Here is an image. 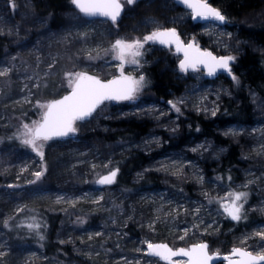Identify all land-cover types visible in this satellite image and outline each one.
<instances>
[{
  "label": "rangeland",
  "instance_id": "rangeland-1",
  "mask_svg": "<svg viewBox=\"0 0 264 264\" xmlns=\"http://www.w3.org/2000/svg\"><path fill=\"white\" fill-rule=\"evenodd\" d=\"M162 6L174 9L170 1ZM224 15L226 24H205L198 30L200 37L212 48L195 38L184 40H195L203 49L218 56L232 55L236 57L235 62L244 55L246 47L264 56V45L240 37L233 29V19ZM188 17H191L190 12L182 10L168 18L183 22ZM62 20L61 26H56L52 17L40 15L35 10L34 0H0V38L3 43L0 70L11 69L6 76H0V252L4 253L0 264H82L78 260H55L43 250L42 241L47 239L50 229L46 217L50 215L59 217L54 240L70 245L74 256L84 264H163L145 254V242L180 246L207 241L212 252L229 253L236 247L254 254L264 251V240L254 235L264 231V97L250 84H243L253 105L250 125H220L214 122L216 115L205 111L206 108L219 110L226 99L235 98L237 80L232 76L237 79V75L234 68L231 73L210 80L201 70L180 72L179 57L176 65L161 62L160 70L172 73L176 88L169 89L166 96H153L146 92H150L148 86H151L147 81V70L161 60V54L166 56L163 50L173 51L148 42L138 58L139 67L124 65L125 75L137 79L140 75L145 77V87L135 100L126 101L123 106L117 102L104 104L91 119L76 123L77 132L69 139L44 143L42 160L20 142L23 125L40 120L44 109L39 105L71 91L67 73L84 72L101 80L121 74L120 62L113 59L109 51L116 41L110 23L89 21L76 8L64 12ZM148 24L151 32L160 29L157 18H150ZM90 55L94 59H89ZM35 80L38 84L33 83ZM180 100L184 103L179 105L181 114H177L168 101ZM185 112L213 122V132L227 144L212 136L198 135L188 137L180 147L171 146L170 138L180 132L181 115ZM122 121L140 122L147 128V133L140 139L118 149V153L141 150L147 156L146 162L132 175V182L154 174L160 188L164 189H159L160 194L146 190L142 197H135L133 204L127 203L128 196L119 200L129 193L119 188L97 189L95 180L98 178H93V172L105 167L116 151L103 135L115 131ZM226 132L237 134L225 135ZM200 145L205 148L192 151ZM231 146L237 149L243 165L236 168L237 179L230 185L217 169L223 166ZM53 153V170L55 168L57 176L50 182L44 178L49 171L48 158ZM36 171L44 174L36 183H30L35 180ZM200 177H203L202 182ZM87 180L93 183L89 184ZM228 191H247L249 194L244 206L245 217L239 222L222 214L223 209L216 202ZM109 194L111 201L106 205ZM101 196L103 200L94 203ZM60 197L63 199L57 203ZM141 200L144 202L140 203ZM115 205H123L125 213L122 212L131 211L130 215L117 212ZM181 206L187 211L181 210L178 214ZM197 207L200 208L199 215L194 214ZM167 213L176 216L168 219ZM84 214H99L98 224H103L98 230H84L88 221ZM81 219L86 221L83 225L78 223ZM207 219L212 220L208 222ZM4 221L8 222L7 227ZM127 221L136 233H122L121 238H116L117 243L113 239L116 243L113 247V236L125 230ZM34 222L41 225L39 234L28 228ZM226 222L228 226L225 227ZM209 224L211 228L207 227ZM11 225L25 242L20 243V237L17 240L10 238ZM185 228L190 229L186 235ZM96 232L102 233L100 242L87 244L89 239L84 236L87 233L94 236ZM181 236L184 238L180 239ZM101 258L104 261H99Z\"/></svg>",
  "mask_w": 264,
  "mask_h": 264
},
{
  "label": "trees",
  "instance_id": "trees-1",
  "mask_svg": "<svg viewBox=\"0 0 264 264\" xmlns=\"http://www.w3.org/2000/svg\"><path fill=\"white\" fill-rule=\"evenodd\" d=\"M121 1L125 7L123 17L115 23L109 22L110 25H112L113 27V38L115 40L123 38H125L127 41H133L135 39L142 40L144 36L149 35L151 33V26L148 24V20L150 18H157V20L160 21V29L175 28L183 39L195 38L199 40L204 46L208 47V43L200 37V34H198V30L203 26V24L195 23L192 20V17L186 18L183 22L169 20L168 17L175 14L176 11L184 10L183 8L175 4L173 0H136L133 5H128L126 0ZM167 1H170L172 3V7H174V9L170 10L169 8H165L162 6V4ZM208 1L213 6L221 10L224 14L229 16L230 19H233V29L237 31L240 37L244 39H252L255 40L257 43L264 45V0ZM34 3L35 10L40 15L52 17L53 21L56 22V26H61V23L63 22L62 16L64 12L75 8V6L71 3V0H34ZM2 45L3 43L0 38V57L3 53L1 48ZM163 51L166 56H163V54H161V60L147 70V81H149L148 83H150L151 86H148L150 88V92L148 90L146 92H148L147 94H153V96H166L169 89L176 88L174 84L176 82H174L173 80L174 77L172 73L162 72L160 68L162 67L161 62H168L170 64L176 65V63L178 62V56H176L174 52H168L166 50ZM233 68L234 72L237 75L236 80L238 81L235 82V98L226 99L224 101L215 116L214 122H217L220 125H250L253 122V105L250 101L247 92L243 88V84H250V86L253 87L260 96L264 97V56L258 53H254L250 50L249 47H246L244 50V55L238 58ZM33 83L38 84L36 80L33 81ZM117 103L123 106L126 104V101ZM181 117L182 120L180 132L176 137L170 138L171 146L180 147L179 145H182L188 137L198 135L212 136L216 139V141L227 144L226 140H224L221 136L213 132L211 128L213 122L203 121L200 117L189 112H185L181 115ZM146 131L147 128L145 126H141L140 122L122 121L118 123L115 131H111L103 135L105 141L112 145L113 148L116 150L114 156H112V159L108 162V164L106 163L107 167L97 168L95 172H93L95 173V176L93 178H98L102 175L107 174L110 170L119 168L117 181L113 186L109 187V189L119 188L123 190L122 192L129 193L126 194V196H122V198L120 197L119 199L120 201L125 200L128 196L126 199L128 204H133V202H135L134 197H140L143 190L155 192L164 190L160 188L161 184L159 183L154 174H149L145 180L142 179L138 182L130 181L132 175L136 173L147 160V157L144 155V152H142L141 150L131 149L123 151L122 153H118L119 147L121 148L123 146L131 144L134 141H137L147 133ZM229 151L230 152H228L227 156L224 158L223 166L217 169V173L226 180H229L228 177H231V179L229 180L230 182L228 183L231 185V183H233L237 179L236 168L243 164L238 159V152L235 147L231 146V149ZM54 153L51 157L49 156L48 158L49 171L44 178L46 179V181L50 182L55 180L54 177L57 176L55 168L53 170V167L55 166ZM111 197L112 196L110 194L106 196V205L109 203V201H111ZM142 202L144 201L141 200L140 203ZM115 207L117 212H124L123 205H115ZM129 213H126L124 215L126 216ZM98 215H83L84 217L86 216V218L88 219L87 223L83 227L85 228L84 230H88L91 228L93 230H98V226L103 224H98L100 219ZM167 215H169L167 217L168 219L173 217V214L170 215L167 213ZM46 218L50 229L47 230V239L42 241V246L45 253H47L53 259L58 261L78 260V262L84 264L83 261L74 256L73 249L70 245H62L54 240L53 234L55 232L59 217L50 215ZM211 220L212 219H207L208 222H210ZM126 225L127 227L125 228V230H119L120 235L113 236V247L117 243L116 238H121V236L123 235L122 233L128 232L129 234L133 235L136 233L134 227L130 225L129 221L126 222ZM226 226H228L227 222L225 224V227ZM117 227L118 229L123 228L122 226ZM158 227L160 229L161 226L158 225ZM9 228V234L11 236L10 238L12 240H17L20 237L19 232H17V229L12 227V225ZM20 233L22 234L23 231H20ZM89 235L92 234L87 233V236L84 237L87 239ZM114 238L116 243L113 240ZM102 239L103 238H101V240ZM28 241H31V239H29ZM19 242L23 243L25 242V239L20 237ZM93 242H100V238H96L94 235L93 239L87 240L86 243L89 244ZM14 253H17V251H14ZM99 261L104 260L103 258H101Z\"/></svg>",
  "mask_w": 264,
  "mask_h": 264
},
{
  "label": "snow or ice",
  "instance_id": "snow-or-ice-1",
  "mask_svg": "<svg viewBox=\"0 0 264 264\" xmlns=\"http://www.w3.org/2000/svg\"><path fill=\"white\" fill-rule=\"evenodd\" d=\"M126 2L128 5H133L136 0H126ZM178 2L190 10V15L194 20L199 19L218 23H225L227 21L226 16L218 8L213 7L208 0H178ZM71 3L80 13L86 16L106 17L113 23L116 22L123 10L120 0H71ZM12 6L14 7V5ZM148 42L168 48L175 46L177 53H183V59L180 60L178 66L179 71L182 73L187 72L189 69L200 71L199 66H204L209 76L216 75L220 70L231 73L230 65L236 59L232 55L217 57L210 51L201 50L195 40L185 43L175 28H158L149 35L144 36L142 40L137 39L127 42L118 39L109 51L113 54L112 58L120 62V76L107 82H102L100 79L89 76L84 72L67 73L68 87L71 89L69 94L64 95L60 99L52 100L49 103L40 104L39 107L44 109L40 120L33 121L32 125H23L20 142L42 160L44 152L41 149L44 143L75 134L77 132L76 122L91 117L106 101L135 100L139 92L145 87V77L140 75L137 79L133 76L125 75L124 65L129 64L139 67L140 60L138 58L142 55L141 50ZM89 59H94V57L90 55ZM49 67H52V65H49ZM10 70V68L5 67L3 70H0V76H6ZM232 79L236 80V77L232 76ZM168 103L177 114H181V107L179 105L184 103L183 100L178 102L168 101ZM205 111H210V114L215 116L218 108L211 110L206 108ZM229 134L236 135L237 133H225V135ZM202 148H205V146L200 145L198 148H193L192 151L195 152ZM188 163L189 165L191 164V162ZM118 173L119 168L110 170L106 175L100 176L95 183L100 186L112 185L116 182ZM43 174V171H36L34 173L35 180L30 181V183L39 181ZM228 179L230 180L231 177H228ZM200 181H203V177H200ZM251 182L249 181V183ZM9 187L15 186L9 185ZM244 187H247V185ZM248 195L247 191H228L224 197L216 202L223 209L222 214H226L232 221L239 222L245 217L244 206L247 203ZM61 199L63 198H58L57 203ZM100 200H103V196L99 197L94 203H99ZM209 203H212V201L209 200ZM181 210L187 211V209H183V206H181L177 210L178 214ZM18 211H23V209H18ZM199 212L200 208L194 209L195 215H199ZM85 222L82 219L78 221L81 225ZM4 226H8L7 221H4ZM40 227L41 225L35 222L28 225V228L36 231L37 234H39ZM149 227H152V225ZM195 227H198V225H195ZM207 227L211 228L212 225L209 224ZM183 231L186 235L190 229L185 228ZM101 235V232L95 233L96 237ZM117 235L120 234L117 233ZM254 235L264 240V231H258ZM43 238L40 235V239L43 240ZM183 238V236L180 237V239ZM88 239L92 240L93 236L89 235ZM145 243L147 244L146 255L156 257L160 261L167 262V264H212L213 260L220 256L218 252L210 253L209 245L203 242L193 244L188 248L178 249H173L167 244ZM3 255L4 253L0 252V257ZM175 257H185L187 259L174 260L173 258ZM223 259L227 261V264H264V251H258L254 254L245 248L236 247L232 249L229 255L224 256Z\"/></svg>",
  "mask_w": 264,
  "mask_h": 264
},
{
  "label": "water",
  "instance_id": "water-1",
  "mask_svg": "<svg viewBox=\"0 0 264 264\" xmlns=\"http://www.w3.org/2000/svg\"><path fill=\"white\" fill-rule=\"evenodd\" d=\"M121 2V1H120ZM174 2L178 5V6H180L181 8H183L184 10H187V11H189L190 12V10H188V9H186V6H184L183 4H181V3H179L178 2V0H174ZM209 2V1H208ZM210 3V2H209ZM121 4L123 5V3L121 2ZM211 4V3H210ZM212 5V4H211ZM213 6V5H212ZM213 7H215V6H213ZM221 11V10H220ZM222 12V11H221ZM223 13V12H222ZM84 15V14H83ZM123 15H124V5H123V10H122V12H121V14H120V16L117 18V20H116V22L117 21H119L122 17H123ZM87 19H89V20H96V19H101V20H108V21H110V22H112L109 18H106V17H102V16H86V15H84ZM193 19V18H192ZM193 21L195 22V23H202V24H207V23H215V24H218V25H224L225 23H218V22H214V21H203V20H199V19H193ZM178 33V32H177ZM179 34V33H178ZM180 35V34H179ZM180 38L182 39V37H181V35H180ZM183 40V39H182ZM184 41V40H183ZM192 40H190V41H188V42H186V41H184L185 43H189V42H191ZM196 42V41H195ZM196 44L200 47V45L196 42ZM159 45V44H158ZM159 46H161L162 48H164V49H169L168 47H165V46H162V45H159ZM170 49H172L173 51H174V53L177 55V56H179V58H180V60L181 59H183V53H177L176 52V50H175V46H172ZM200 49L201 50H206V49H203V48H201L200 47ZM207 51H210V52H212V54L213 55H215V56H217V57H219L217 54H215L213 51H211V50H207ZM180 62V61H179ZM234 63H235V61H233L232 63H231V69H232V67H233V65H234ZM200 67V70L201 71H203L204 73H205V75L207 76V78L208 79H210V80H215V79H217V78H219L221 75H223V74H226V73H228V72H225V71H223V70H220V71H218L217 73H216V75H214V76H209L208 74H207V69L204 67V66H199ZM187 72H196V71H193L192 69H189ZM89 76H91V75H89ZM93 77H95V76H93ZM97 78V77H96ZM117 78V77H116ZM114 79V78H113ZM110 80H112V79H110ZM102 82H107V81H109V80H106V81H103V80H101ZM67 94H69V92L67 93ZM67 94H65V95H67ZM63 97V96H62ZM61 97V98H62ZM60 99V98H59ZM107 102H120V101H106L105 103H107ZM103 105V104H102ZM101 105V106H102ZM100 106V107H101ZM99 107V108H100ZM98 108V109H99ZM98 109H97V111H98ZM96 111V112H97ZM95 112V113H96ZM95 113H93V115L95 114ZM92 115V116H93ZM91 116V117H92ZM91 117H88L87 119H85V120H83V121H79V122H84V121H87V120H89ZM66 138H68V137H66ZM66 138H60V139H66ZM96 186H97V188H99V189H103V188H105V187H107V186H109V185H106V186H100V185H97L96 184ZM203 243H207L208 245H209V243L207 242V241H203ZM156 244H167L169 247H171L168 243H156ZM172 248V247H171ZM180 248H185V247H180ZM173 249H175V248H173ZM178 249V248H177ZM230 254V253H229ZM229 254H220V256L218 257V258H216V259H214L213 260V262H212V264H218V263H221V262H223L224 264H227V261H225L224 259H223V257L224 256H227V255H229ZM149 257H152V256H149ZM152 258H156V257H152ZM174 260L175 259H187V258H185V257H175V258H173ZM162 262H165V261H162ZM165 263H167V262H165Z\"/></svg>",
  "mask_w": 264,
  "mask_h": 264
},
{
  "label": "flooded vegetation",
  "instance_id": "flooded-vegetation-1",
  "mask_svg": "<svg viewBox=\"0 0 264 264\" xmlns=\"http://www.w3.org/2000/svg\"><path fill=\"white\" fill-rule=\"evenodd\" d=\"M144 155L146 156V154L144 153ZM147 157V156H146ZM143 180H145L146 179V177H144V178H142ZM141 179V180H142ZM140 180V181H141ZM130 181H132L131 179H130ZM144 192H146V191H144ZM194 243H188V244H186V245H180V246H172L173 248H180V247H185V248H188V247H190L191 245H193ZM211 246H210V244H209V252L210 253H214V252H212L211 251ZM224 254H227V253H224ZM163 264H167V263H165V262H162ZM218 264H224L223 262H221V263H218Z\"/></svg>",
  "mask_w": 264,
  "mask_h": 264
},
{
  "label": "bare ground",
  "instance_id": "bare-ground-1",
  "mask_svg": "<svg viewBox=\"0 0 264 264\" xmlns=\"http://www.w3.org/2000/svg\"><path fill=\"white\" fill-rule=\"evenodd\" d=\"M134 197V196H133ZM135 198V197H134ZM134 200V199H133Z\"/></svg>",
  "mask_w": 264,
  "mask_h": 264
}]
</instances>
